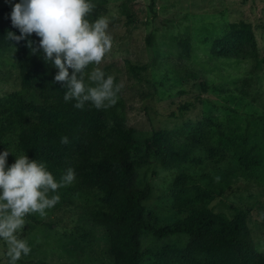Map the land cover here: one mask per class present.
Wrapping results in <instances>:
<instances>
[{"label": "rangeland", "instance_id": "obj_1", "mask_svg": "<svg viewBox=\"0 0 264 264\" xmlns=\"http://www.w3.org/2000/svg\"><path fill=\"white\" fill-rule=\"evenodd\" d=\"M19 0H0V8ZM109 21L112 50L99 67L122 85L117 103L126 122L143 136L154 131L180 130L204 124L207 143L225 156L209 158L205 148L188 153L178 169L151 163L139 170L138 183L150 187L144 205L164 225L179 219L172 188L180 172L194 178L209 194L207 208L231 219L237 211L247 223L258 252H264V0H92ZM100 16V17H101ZM250 24L255 34V60H218L214 43L233 24ZM93 66H89L91 69ZM71 71V70H70ZM15 50L0 52V99L21 92ZM191 104L180 115L179 108ZM176 113V117H171ZM12 116L0 114V152H12L18 140ZM48 154V153H47ZM248 157L251 168L241 163ZM60 187L59 202L44 216L25 217L18 233L31 252L17 264H115L107 230L94 220L103 208L98 190ZM190 237L142 239L143 264H183L163 260L164 251L183 256ZM7 246L0 241V264H9Z\"/></svg>", "mask_w": 264, "mask_h": 264}, {"label": "trees", "instance_id": "obj_2", "mask_svg": "<svg viewBox=\"0 0 264 264\" xmlns=\"http://www.w3.org/2000/svg\"><path fill=\"white\" fill-rule=\"evenodd\" d=\"M11 10L12 6L0 8V52L15 50L22 90L0 99V114L14 118L22 154L44 162L56 180L72 168L74 189H98L104 194L103 208L94 220L107 230L115 264H143L141 242L145 236L166 239L179 235L190 237L183 256L164 251L163 260L171 258L183 264H264V252L255 248L247 214L237 211L231 219L217 215L207 208L209 194L185 172L178 174L172 188L174 209L179 215L176 222L164 225L144 205L151 189L139 186L142 167L155 162L165 169H178L189 152L200 148H205L214 162L225 156L207 143L205 125L158 130L143 136L128 126L118 104L96 109L86 103L83 109L75 108V101H64V88L54 80L57 69L28 47V39L38 46L39 37L33 33L19 42L8 39L10 31L20 35L11 24ZM101 15L102 10L93 3L88 18L94 21ZM212 55L218 60H255L258 47L252 26L233 24L214 43ZM190 106H181L180 115ZM62 137L68 138L67 144L61 143ZM241 163L247 168L256 165L248 157Z\"/></svg>", "mask_w": 264, "mask_h": 264}, {"label": "clouds", "instance_id": "obj_3", "mask_svg": "<svg viewBox=\"0 0 264 264\" xmlns=\"http://www.w3.org/2000/svg\"><path fill=\"white\" fill-rule=\"evenodd\" d=\"M92 8V0H19L12 5L10 20L20 35L7 34L17 42L33 33L39 37L38 46L28 39V47L57 69L54 80L64 88V101H75L78 109L86 103L96 109L115 105L122 87L99 67L112 50L114 37L106 17L88 18ZM61 143L67 144L68 138L62 137ZM10 153L7 148L0 152V241L7 246L9 264H17L31 252L28 241L18 235L25 217L44 216L54 207L60 199L57 190L75 180V171L68 168L56 180L44 162L27 154H14L15 162L9 165Z\"/></svg>", "mask_w": 264, "mask_h": 264}]
</instances>
